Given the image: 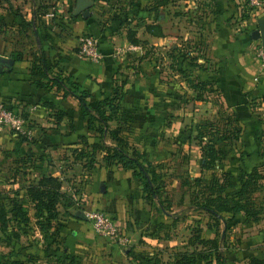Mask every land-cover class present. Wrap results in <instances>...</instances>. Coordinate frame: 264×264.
Returning <instances> with one entry per match:
<instances>
[{
	"label": "rangeland",
	"instance_id": "374dc122",
	"mask_svg": "<svg viewBox=\"0 0 264 264\" xmlns=\"http://www.w3.org/2000/svg\"><path fill=\"white\" fill-rule=\"evenodd\" d=\"M258 1L253 6L249 0H86L105 39L118 50L116 59L128 76L158 70L156 84L151 83L147 89L152 94L154 90L160 92L157 96L137 97L135 112L130 115L121 106V136L127 137L132 124L137 127L141 122L144 106L156 100L151 105L156 106L162 127L155 135L156 140L151 145L128 140L137 154H130L131 149L126 148L128 157L143 164L155 193L143 192L132 171L124 169L131 173L141 193L135 185L137 191L122 199L119 208L107 212L113 215L129 242L121 245L102 238L84 215L86 208L94 207L79 203L82 195L76 176L90 170L77 163L74 177L64 180L72 182L70 193L60 203L65 213L59 211L51 231L57 229L59 219L74 209L72 214H81L88 221L89 228L84 232L87 235L91 232L93 238L80 241L83 245L77 246L76 251H70L67 245L58 246V241L39 246L42 235L34 224L18 228L15 222H9L5 231L0 230V263L29 255L28 249H38L36 255H29L28 264H180L182 255L196 250L209 253L213 245L203 244L206 239L217 242L227 264H249L253 256L264 260V68L253 55L261 42L251 38L258 20L264 18V0ZM210 28L228 39L242 36L245 62L259 65L261 76L244 77L243 88L231 83V91L242 97V103L232 105L231 96L212 85L202 89L203 100H194L189 80H205L203 76L208 71L218 69L217 62L204 57L208 43L214 44L218 39L213 31L208 33ZM227 116L234 117L240 126V137L227 141V153L212 165L206 164L207 159L195 141L196 124L208 119L223 131ZM135 127L133 133L139 137V129ZM208 139L205 136L203 143ZM215 142L217 146L221 143L218 139ZM98 165L103 166L99 161L94 168ZM253 168L258 169V175H254L257 186L247 195H238L240 177ZM212 179L223 185L224 200H210L219 191L208 187ZM9 188L0 181V203L9 196ZM71 194L79 200H74ZM230 201H239L245 208H260L262 215L254 221L243 212L232 214L228 209ZM197 264L210 263L208 259L197 258Z\"/></svg>",
	"mask_w": 264,
	"mask_h": 264
},
{
	"label": "crops",
	"instance_id": "0c3cea01",
	"mask_svg": "<svg viewBox=\"0 0 264 264\" xmlns=\"http://www.w3.org/2000/svg\"><path fill=\"white\" fill-rule=\"evenodd\" d=\"M76 4V0H0V103L24 112L28 117L27 127L30 132L29 135L9 129L0 132V181L10 186L9 196L15 198H22L25 186L36 181L41 174L51 172L63 179L61 191L70 193L72 182L68 184L64 180L74 177L77 162H73L69 147L74 145L79 134H86L84 121L79 118V102L75 96H63L62 90L38 88L32 82L30 68L36 56L43 54L46 63L54 64L53 73L62 71L73 76L90 93L88 100L91 106L98 99L112 95L114 66L121 68L116 59L118 50L105 39L94 11L89 9L90 16L84 19L76 12ZM211 31L210 28L208 33ZM84 33L98 39V48L103 56L99 63L77 55L79 39ZM213 33L218 35V39L214 44L208 43L204 57L217 62L218 69L208 71L203 79L212 80L220 92L232 96L237 94L231 91L232 82L234 85L237 83L241 89L244 77L261 76L259 62L254 59L257 65L245 62L242 36L228 39L225 34ZM157 71L154 68L151 74L144 72L136 77L127 76L121 106L127 109L128 115L135 112L133 106L137 97H154L160 93L154 90L152 94L147 90L151 83L156 84L159 76ZM48 102L55 108L47 107L45 103ZM152 103L155 104L156 100L144 106L143 118L137 127L134 124L131 126L139 129V137L135 133H128L129 141L151 145L156 140V136H149L151 127L147 119L148 112H153L158 118V130L161 119L156 115V106ZM56 110H61L73 120L75 130L70 135H65L67 118L55 120ZM52 127H57L59 133L51 135ZM89 140L94 141L95 138ZM68 162L70 166H66ZM82 173L76 176L82 195L79 203L83 205L84 202L87 207L114 211L130 192L137 191L131 173L116 166L110 172L98 165ZM136 186L141 193L139 186ZM26 206L31 224H34L32 204L28 202ZM58 210H62L61 204H58ZM73 210L59 219L60 224L56 230V238L60 243L58 246L67 245L70 251H76L77 246L83 245L80 241L93 238L91 232H88L89 235L84 232L89 228L88 221L81 214H72ZM39 242L41 246L43 238ZM26 252L29 253L30 249Z\"/></svg>",
	"mask_w": 264,
	"mask_h": 264
},
{
	"label": "trees",
	"instance_id": "16d2710c",
	"mask_svg": "<svg viewBox=\"0 0 264 264\" xmlns=\"http://www.w3.org/2000/svg\"><path fill=\"white\" fill-rule=\"evenodd\" d=\"M84 34L93 36L89 33ZM191 52L193 51H190V53ZM192 59H194V57ZM37 60H39V63H36ZM53 67L54 64L51 65L46 63L43 54L38 55V57L36 56L35 60L32 62L30 76L32 82L38 88H43L49 91L53 89L62 90L63 96L71 94L78 99L79 118L84 121V127L88 134H79L74 145L69 147L73 162L81 164V167L85 170H92L99 161H101L102 165L108 169H112L114 164H118L123 169L132 171V176L138 180L143 192L153 195V191L155 193V190H151L148 176L143 171V164H141L139 160H134L136 158L133 159L127 156L128 153L126 152V148L131 149L128 137L121 136L123 129L121 126V116L123 111L121 101L124 94L123 87L128 76L126 69L119 68L117 65L114 66L112 95L98 99L95 105L91 106L88 100L91 96L90 93L73 76L66 75L62 71L53 73ZM189 82L192 90L195 92L194 100L197 101L203 100L202 92L204 90L202 89L204 86H214V82L208 79L201 81L197 78L196 81L189 80ZM231 102L232 105L242 103V97L240 98L237 94H234L231 96ZM45 105L47 107L55 108L51 102L45 103ZM5 106L11 109L15 114H20L28 120V117L24 112H18L8 105ZM64 118H67L65 135H70L75 130L73 120L61 110L55 111L56 121H60ZM147 119L151 127L149 136L154 137L158 130V118L153 112L149 111ZM226 119L227 122L223 126V131H219L216 124L208 119L200 124H196L197 128L195 129L197 134L194 137L203 156L207 159L206 164L212 165L219 156L227 153L225 150L227 141H236L240 137L241 128L236 123L234 117L227 116ZM112 123H115L113 127ZM133 130L134 128H129V135L133 133ZM50 133L51 135H55L59 133V130L57 127H52L50 128ZM216 134L219 136L215 137ZM205 136H209V139L206 143H203ZM91 137L95 138V141H90L89 138ZM217 139L221 141L218 146L215 142ZM108 140L114 145L106 144V141ZM136 151L137 150L131 149L130 154H137ZM140 155L142 157V154ZM137 156L138 155H136V157ZM257 170V168H253L251 172L243 174L240 177L238 195H247L248 191L250 193V191L254 190V187L257 186L256 183L258 182V179L255 178L256 176H254L258 175ZM195 180L199 181L198 178H195ZM62 185L63 179L53 175L52 172L44 173L37 177L36 181L25 186L22 198H15L13 196L8 198V196L2 203H0V230L5 231L9 222H15L18 228L21 226H29L31 220L26 206L29 202L34 209V224L39 229L44 242L47 246L51 245L52 242H57L56 230L58 227L52 231L51 229H53L52 224L56 221L59 215L58 204H60L61 200L65 199L68 195L66 192L61 191ZM208 187L217 190L219 188V191L217 192L218 196L211 198V201L224 200L221 196L223 185L217 182L216 179H212ZM228 209H230L229 211L232 214L243 212L246 218H251L254 221L259 220L262 215L260 208L259 210L245 208L244 204L239 201L233 203L230 201V208ZM202 243L213 245L209 253L203 254V252L196 250L191 252L190 255H182L180 264H197V258L208 259V263L210 264L212 261H215L216 264H227L226 259L219 252L216 241L206 239L203 240ZM37 250L38 249L30 251L29 255H36ZM29 255L0 264H28L30 259ZM203 255L206 257H202ZM249 264H264V260L253 256L249 259Z\"/></svg>",
	"mask_w": 264,
	"mask_h": 264
},
{
	"label": "built area",
	"instance_id": "2783aa9c",
	"mask_svg": "<svg viewBox=\"0 0 264 264\" xmlns=\"http://www.w3.org/2000/svg\"><path fill=\"white\" fill-rule=\"evenodd\" d=\"M250 3L258 5V0H249ZM77 55L88 61L99 63L102 60V54L98 48V41L95 37L82 34L79 39V45L76 51ZM255 59L264 68V45L258 44L253 51ZM28 120L20 114H15L11 109L0 103V132L4 129L13 130L19 134L29 135L27 127ZM74 200H79L78 196L71 194ZM84 215L89 220L93 231L102 238L109 239L118 244L125 245L129 242L127 236L122 232L117 221L99 208H86Z\"/></svg>",
	"mask_w": 264,
	"mask_h": 264
},
{
	"label": "water",
	"instance_id": "95a60500",
	"mask_svg": "<svg viewBox=\"0 0 264 264\" xmlns=\"http://www.w3.org/2000/svg\"><path fill=\"white\" fill-rule=\"evenodd\" d=\"M89 5L86 0H77L76 12L80 13L84 19L90 16ZM251 38L253 40H260L261 45H264V18L258 20L257 28L251 31Z\"/></svg>",
	"mask_w": 264,
	"mask_h": 264
}]
</instances>
